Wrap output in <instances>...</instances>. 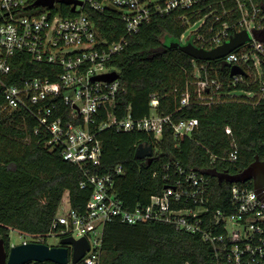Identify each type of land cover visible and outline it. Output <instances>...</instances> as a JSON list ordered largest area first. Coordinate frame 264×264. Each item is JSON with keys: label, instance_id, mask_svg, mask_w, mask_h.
Instances as JSON below:
<instances>
[{"label": "built area", "instance_id": "1", "mask_svg": "<svg viewBox=\"0 0 264 264\" xmlns=\"http://www.w3.org/2000/svg\"><path fill=\"white\" fill-rule=\"evenodd\" d=\"M35 1L0 0V112L18 113L23 122H35L34 133L42 132L48 138L45 145L58 150L83 173L80 188L91 187L82 211L71 208L68 193H64L67 198L62 196L51 226L59 231L48 236H55L58 243L64 237L86 238L89 249L77 264H103L106 224L159 222L210 243L214 264H264V200L252 186L231 183L225 208L211 209L207 174L171 161L160 169L163 188L145 203L125 207L115 189L123 167L96 173L101 164L99 133L114 128L144 132L159 140L164 126H169L174 136L189 137L197 130L198 120L174 121L170 115L159 114L156 94L149 95L148 115L135 118L128 105L119 117L114 110L120 111L126 93L119 76L110 82L94 80L118 73L112 62L143 26L155 17H172L182 30L176 40L179 45L190 43L212 50L238 32L246 31L249 36L221 59L212 60L219 67L222 61L228 64L226 81L212 75L211 61L191 58L192 77L181 89L180 108H210L232 101L264 104V0H75L80 4L74 11L73 3L54 0L47 7L33 5ZM111 11L123 25L122 34L114 40L100 34L93 18ZM17 54H26L31 63L52 66L49 76L7 84L15 73ZM234 66L243 74L230 75ZM235 158V153L222 157Z\"/></svg>", "mask_w": 264, "mask_h": 264}, {"label": "trees", "instance_id": "2", "mask_svg": "<svg viewBox=\"0 0 264 264\" xmlns=\"http://www.w3.org/2000/svg\"><path fill=\"white\" fill-rule=\"evenodd\" d=\"M93 15L100 34L108 40L122 34L123 25L116 12ZM181 28L172 17H155L129 40L126 49L112 62L118 71L122 96V116L131 106L132 115L141 118L150 112L149 95L159 98L157 112L170 115L174 121L196 118L198 128L191 136H174L164 126L162 136L154 140L144 132H121L114 128L101 131V164L96 173H105L121 165L123 175L116 182L118 198L125 207L145 203L165 185L161 178L164 163L178 161L187 169L236 174L256 157L264 158V104L232 101L210 108L191 105L180 108L179 97L191 80V57L169 43L178 39ZM218 61H211L212 75L229 78ZM15 73L7 84H18L25 78L49 76L50 65L31 63L26 54L14 58ZM241 88L240 85L237 86ZM225 90V89H224ZM2 87L0 86V105ZM36 123L23 122L18 113L0 112V239L9 249V232L17 231L36 243H46L57 207L65 192L71 208L82 211L91 187L80 188L83 173L64 160L58 150L45 145L42 132L34 133ZM41 131V130H39ZM138 144L153 149V160L147 166L134 157ZM235 153L232 161L223 160ZM156 172V176L152 173ZM210 181L209 206L224 209L229 201L231 183ZM251 188L250 182L240 184ZM57 246V245H54ZM103 264H214V247L197 234L177 231L170 224L147 222L124 224L118 221L104 226L102 236ZM26 264H55L51 261Z\"/></svg>", "mask_w": 264, "mask_h": 264}, {"label": "water", "instance_id": "3", "mask_svg": "<svg viewBox=\"0 0 264 264\" xmlns=\"http://www.w3.org/2000/svg\"><path fill=\"white\" fill-rule=\"evenodd\" d=\"M62 4L73 3L71 11H74L75 5L80 2L75 0H58ZM54 0H36L33 5L51 7ZM249 36L246 31H241L234 34L224 44L212 50H204L197 48L192 44L179 45V43L172 41L169 43V48L178 49L182 53L191 58L212 61L219 60L227 53L233 51L248 40ZM227 63L221 62L220 69L223 70ZM243 74L238 67H231L230 75ZM118 73L111 72L102 76L94 77V80L113 81L118 78ZM134 157L138 160H144L149 166L153 160V149L148 144H138ZM209 176L215 177L219 183H240L250 182L255 193L264 200V158L256 157L248 167L236 174H229L227 172H216L213 169L205 171ZM68 246L71 247L69 251ZM89 249L86 238L74 239L72 237H64L59 240L57 246H50L43 243L26 242L14 246H10L8 250L5 249L3 239H0V264H26L28 262H44L51 261L55 264H77L84 253Z\"/></svg>", "mask_w": 264, "mask_h": 264}, {"label": "rangeland", "instance_id": "4", "mask_svg": "<svg viewBox=\"0 0 264 264\" xmlns=\"http://www.w3.org/2000/svg\"><path fill=\"white\" fill-rule=\"evenodd\" d=\"M66 198H67V195L64 194L63 199H66ZM24 241L26 242L38 241V238H32L28 235L20 234L17 231H13V230L9 232V247L23 243ZM46 243L47 245L53 246V245L58 244V240L55 236L51 235L47 237Z\"/></svg>", "mask_w": 264, "mask_h": 264}]
</instances>
